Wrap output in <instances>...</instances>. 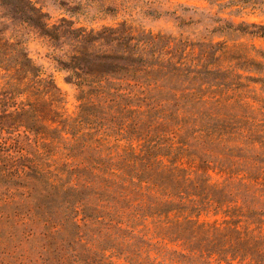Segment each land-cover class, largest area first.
<instances>
[{"label": "trees", "instance_id": "trees-1", "mask_svg": "<svg viewBox=\"0 0 264 264\" xmlns=\"http://www.w3.org/2000/svg\"><path fill=\"white\" fill-rule=\"evenodd\" d=\"M207 1L264 13V0ZM0 6L62 52L84 101L66 117L55 81L0 29V264H114L111 250L128 264H264V49L188 52L125 25H51L31 0ZM210 18L213 34L264 39L263 22Z\"/></svg>", "mask_w": 264, "mask_h": 264}, {"label": "rangeland", "instance_id": "rangeland-1", "mask_svg": "<svg viewBox=\"0 0 264 264\" xmlns=\"http://www.w3.org/2000/svg\"><path fill=\"white\" fill-rule=\"evenodd\" d=\"M41 8L50 18V24H57L65 18L74 22L77 28L94 29L120 28L125 25L133 35L140 34L164 35L173 40L187 41L192 51L199 53V44L203 42L228 41L229 46L245 44L249 47L256 46L264 49V39L251 36L224 37L213 34L212 30L217 24L212 18H221L237 24L242 22L264 23V13L241 7H226L222 4H211L207 0H31ZM12 14L0 6V29L5 32L6 38L21 40L29 57L39 67L43 77H52L64 97V113L66 117L75 118L80 112L84 101L80 99L81 89L76 80L70 78V73L62 67L61 61L65 59L50 40L19 19L11 22ZM5 85V79L0 78V87ZM128 143L123 141L122 147ZM214 184H222L226 175L219 174L216 170L211 173ZM225 218L224 214L204 217L202 220L220 223ZM108 262L114 264H128L125 257L106 251Z\"/></svg>", "mask_w": 264, "mask_h": 264}]
</instances>
